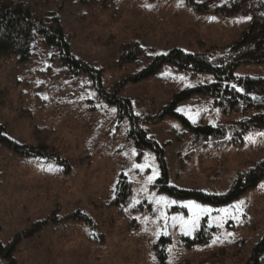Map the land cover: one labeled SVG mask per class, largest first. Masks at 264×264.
<instances>
[{
  "label": "rangeland",
  "instance_id": "374dc122",
  "mask_svg": "<svg viewBox=\"0 0 264 264\" xmlns=\"http://www.w3.org/2000/svg\"><path fill=\"white\" fill-rule=\"evenodd\" d=\"M12 1L28 3L40 16H58L71 54L89 71L71 73L39 38L26 63L16 57L0 62V123L9 138L70 165L65 172L54 161L0 144V241L13 248L17 263L248 264L264 237V180L220 206L171 197L163 187L226 194L264 161V128L241 141L197 143L165 109L179 92L213 78L166 64L154 77L133 79L176 48L226 53L264 15V0ZM135 46L139 61L126 63L123 53ZM236 74L264 79V62H244ZM111 100H129L127 112L164 146L165 186L158 156L137 146L129 136L131 120ZM176 112L213 126L240 119L204 95L181 102ZM122 174L132 185L127 204L115 201ZM203 220L216 233L208 244L188 247ZM166 236L167 258L160 262L155 243Z\"/></svg>",
  "mask_w": 264,
  "mask_h": 264
},
{
  "label": "trees",
  "instance_id": "16d2710c",
  "mask_svg": "<svg viewBox=\"0 0 264 264\" xmlns=\"http://www.w3.org/2000/svg\"><path fill=\"white\" fill-rule=\"evenodd\" d=\"M264 5V2L261 3ZM261 9V10H260ZM260 14L264 12V6L259 8ZM264 16V15H263ZM257 18L240 43L232 46L226 53L215 56L186 52L181 49H173L166 55L156 56L153 63L145 69L134 81H140L154 77L162 68L168 64L178 70L192 71L213 80L195 88L183 90L175 95L168 104L165 111L179 119L192 139L197 143L204 141L242 140L249 131L264 128V79L242 77L236 74L240 65L244 62H264V19ZM40 39L47 47L59 52L64 64L71 73H89L85 65L76 60L71 54V44L61 25L60 18L54 14L44 16L33 12L31 6L24 2H13L12 0H0V62L2 60L16 57L19 63H26L34 54L35 42ZM142 54L141 47L135 46L132 50L122 55L126 63H136ZM194 95H204L212 99L213 106L223 113H237L240 119L231 121L228 125H204L195 121H189L179 112L178 105ZM109 99V98H108ZM110 100V99H109ZM121 115H126L131 120L132 128L129 136L140 148L151 149L160 160L162 167L161 180L169 183V172L164 160L165 148L156 140L148 138L144 129L139 125V120L132 113L129 100H111ZM228 138V139H227ZM0 144L14 150L20 155L40 157L47 161L59 164L65 172H69L70 165L58 155L47 154L45 148L21 145L9 138L6 127L0 123ZM264 180V161L242 175L234 186L224 195H210L205 192L178 190L173 187H163V191L171 197L180 199H195L201 203L216 206L229 204L250 190L256 188ZM132 195V185L125 174L117 186L115 201L118 204H127ZM205 219V218H204ZM216 228L209 227L205 220L199 229L195 231L192 238L187 240V246H201L208 244ZM170 240L168 236L160 238L155 243V251L160 262L167 258V245ZM264 254V237L256 244L248 264H260ZM18 264L14 258L13 248L3 245L0 241V264Z\"/></svg>",
  "mask_w": 264,
  "mask_h": 264
},
{
  "label": "snow or ice",
  "instance_id": "6c2138e0",
  "mask_svg": "<svg viewBox=\"0 0 264 264\" xmlns=\"http://www.w3.org/2000/svg\"><path fill=\"white\" fill-rule=\"evenodd\" d=\"M137 167H141V166H139V165H137ZM154 176H150L148 179H149V182H152L153 180H154ZM160 200L161 201H163L164 200V198L163 197H161L160 198ZM172 203H174V202H172ZM243 201H240L237 205H234L233 207L234 208H236V209H239L240 208V206L241 205H243ZM197 207H199V206H197ZM203 211H205V212H207V211H209V210H207V209H204ZM221 211H225V212H227V210L225 209V210H221ZM195 226V222H193V227ZM185 235H187L188 234V232L187 231H185V233H184ZM215 242V241H214Z\"/></svg>",
  "mask_w": 264,
  "mask_h": 264
}]
</instances>
